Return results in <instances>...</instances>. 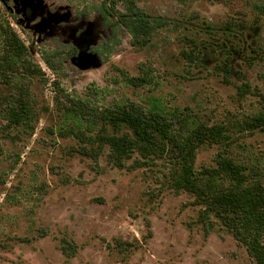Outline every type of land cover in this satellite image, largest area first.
<instances>
[{
  "label": "rangeland",
  "instance_id": "obj_1",
  "mask_svg": "<svg viewBox=\"0 0 264 264\" xmlns=\"http://www.w3.org/2000/svg\"><path fill=\"white\" fill-rule=\"evenodd\" d=\"M138 3L164 22L144 47L121 22L122 0H0V20L41 68L22 78L29 126L7 124L4 107L20 89L0 81V264H255L194 194L172 187L165 158L134 165L133 154L119 167L107 146L94 156L68 132L60 88L98 106L159 105L186 123L264 108V0ZM143 75L145 85L127 81ZM232 135L229 154L264 183V132ZM221 149L201 146L194 168L214 166Z\"/></svg>",
  "mask_w": 264,
  "mask_h": 264
},
{
  "label": "trees",
  "instance_id": "obj_2",
  "mask_svg": "<svg viewBox=\"0 0 264 264\" xmlns=\"http://www.w3.org/2000/svg\"><path fill=\"white\" fill-rule=\"evenodd\" d=\"M122 1L125 12L121 22L130 32L132 44L146 46L164 22L150 16L138 0ZM257 9L264 13V4L258 5ZM193 52L183 53L191 58ZM28 53L16 30L9 22L0 20V81L6 85L15 84L20 89V95L11 97L4 107L9 126H29L34 119L28 92L23 94L22 78L39 75L41 68L28 59ZM45 62L50 65L46 56ZM127 81L141 86L149 80L143 75L129 76ZM60 90L67 102L62 108L64 116L74 122L68 132L86 137L91 145L89 149L83 147L84 152L96 156L107 146L109 160L119 167L124 166L133 154L138 156L134 165H146L155 158H165L171 165L172 187L194 194L196 202L204 205V212H213L246 246L255 264H264V183L258 173L229 154L234 141L233 130L264 132V108L233 122L208 125L199 121L186 123L176 118L174 112L166 113L159 105L147 107L129 100L98 106ZM249 90L245 83L239 92L243 95ZM213 144L222 147L214 157L215 165L197 171L194 162L198 149Z\"/></svg>",
  "mask_w": 264,
  "mask_h": 264
}]
</instances>
